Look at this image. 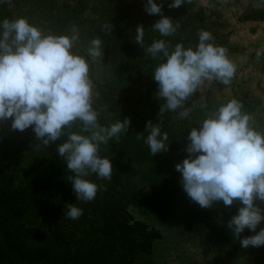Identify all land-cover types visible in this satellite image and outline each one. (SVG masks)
Segmentation results:
<instances>
[{"label":"trees","instance_id":"1","mask_svg":"<svg viewBox=\"0 0 264 264\" xmlns=\"http://www.w3.org/2000/svg\"><path fill=\"white\" fill-rule=\"evenodd\" d=\"M147 0H12L0 4L3 19L26 17L45 33L70 34L79 31L80 54L90 60L95 82L94 107L107 105L99 117L109 125L130 118L128 133L119 143L101 145L100 156L111 159L110 181L92 174L98 185L93 201L76 200L72 175L57 153L61 140L45 147L35 139L32 128L11 129V119L0 122V264H264V246L240 247L227 221L238 214V201L230 207L215 202L202 208L183 190L181 173L175 168L189 154L187 136L204 118L196 109L189 118L178 119L179 110L159 115L162 100L155 97L157 83L152 72L160 63L144 52L154 40L163 39L174 47L198 43L197 32L207 30L215 45L225 47L229 33L220 32L194 8V2L169 8L172 0H156L162 14L145 11ZM250 14L264 21V7L252 6ZM161 15L180 27L162 37L151 26ZM251 17V16H250ZM113 25L107 32L103 25ZM144 26V47L135 43L136 27ZM94 38L102 41L104 55L92 58L88 48ZM251 91L236 89L231 97L219 101L210 89H200L192 98L207 99L210 108L237 99L245 111L254 115L255 126L264 132V117L256 114L258 102ZM191 100L187 106H191ZM151 120L169 135V150L151 156L138 133L145 137ZM73 131H78L74 126ZM68 203L83 209L76 220L63 215ZM264 209V202L255 201ZM258 225L256 231H259ZM245 229L240 238L253 235Z\"/></svg>","mask_w":264,"mask_h":264},{"label":"clouds","instance_id":"2","mask_svg":"<svg viewBox=\"0 0 264 264\" xmlns=\"http://www.w3.org/2000/svg\"><path fill=\"white\" fill-rule=\"evenodd\" d=\"M192 0H172L169 8H179ZM12 6V0H0ZM148 14H162V5L147 0ZM180 25L161 15L151 28L162 37L176 33ZM103 29L113 30L105 23ZM135 43L144 47V26L136 27ZM195 47L185 48L182 43L173 47L163 39L154 40L144 47L153 60H160L152 72L157 83L155 97L163 102L159 115L178 112V119L189 118L200 109L204 118L192 127L187 136L186 152L189 154L175 168L181 173L183 190L192 202L210 208L215 202L230 207L234 201L242 205L238 214L227 221L240 247L264 246V209L255 201L264 202V132L255 126V117L245 111L237 99L228 100L210 108L203 96L192 99L205 82L231 84L237 66L228 56L225 47L215 45L214 36L207 30L197 32ZM88 55H104L102 41L94 38ZM91 61L80 54L79 31L73 26L70 34L45 33L26 17L3 19L0 22V122L11 119V129L23 132L32 128L35 139L47 147L61 140L57 153L72 173L67 180L72 184L76 200L93 201L99 190L89 176L110 181L113 165L111 159L100 156L101 145L110 140L119 143L131 125L128 117L102 125L99 117L107 105L94 107L98 93L91 77ZM191 100V106L187 102ZM74 126L78 131H73ZM147 136L138 133L151 156L169 150V135L151 120L146 123ZM63 215L76 220L83 209L68 203ZM254 234L240 238L245 229Z\"/></svg>","mask_w":264,"mask_h":264},{"label":"rangeland","instance_id":"3","mask_svg":"<svg viewBox=\"0 0 264 264\" xmlns=\"http://www.w3.org/2000/svg\"><path fill=\"white\" fill-rule=\"evenodd\" d=\"M194 8L208 23L220 32L229 33L225 48L237 66L231 84L205 82L200 89H210L219 101L231 97L236 89L251 91L259 106L256 114L264 117V21L250 14L242 16L252 7H264V0H193ZM199 89V90H200ZM264 227L261 222L259 230Z\"/></svg>","mask_w":264,"mask_h":264}]
</instances>
